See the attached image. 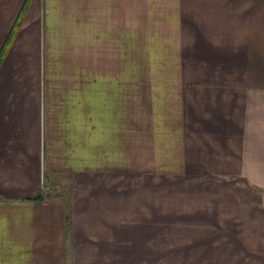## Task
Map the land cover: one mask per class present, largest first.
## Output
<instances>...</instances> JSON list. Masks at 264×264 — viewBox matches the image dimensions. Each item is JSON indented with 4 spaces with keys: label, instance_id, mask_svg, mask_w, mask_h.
Returning a JSON list of instances; mask_svg holds the SVG:
<instances>
[{
    "label": "crops",
    "instance_id": "crops-1",
    "mask_svg": "<svg viewBox=\"0 0 264 264\" xmlns=\"http://www.w3.org/2000/svg\"><path fill=\"white\" fill-rule=\"evenodd\" d=\"M0 264H264V0H0Z\"/></svg>",
    "mask_w": 264,
    "mask_h": 264
},
{
    "label": "built area",
    "instance_id": "built-area-1",
    "mask_svg": "<svg viewBox=\"0 0 264 264\" xmlns=\"http://www.w3.org/2000/svg\"><path fill=\"white\" fill-rule=\"evenodd\" d=\"M44 184V178H43V176H42V185Z\"/></svg>",
    "mask_w": 264,
    "mask_h": 264
},
{
    "label": "trees",
    "instance_id": "trees-1",
    "mask_svg": "<svg viewBox=\"0 0 264 264\" xmlns=\"http://www.w3.org/2000/svg\"><path fill=\"white\" fill-rule=\"evenodd\" d=\"M20 18V17H19Z\"/></svg>",
    "mask_w": 264,
    "mask_h": 264
}]
</instances>
